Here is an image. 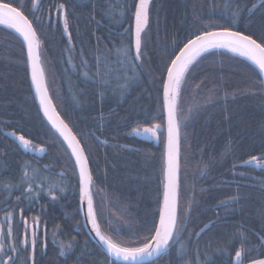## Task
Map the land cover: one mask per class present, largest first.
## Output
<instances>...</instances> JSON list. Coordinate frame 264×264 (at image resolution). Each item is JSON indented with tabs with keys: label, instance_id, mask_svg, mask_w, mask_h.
<instances>
[{
	"label": "trees",
	"instance_id": "16d2710c",
	"mask_svg": "<svg viewBox=\"0 0 264 264\" xmlns=\"http://www.w3.org/2000/svg\"><path fill=\"white\" fill-rule=\"evenodd\" d=\"M10 2L35 21L33 26L42 46L45 82L56 110L82 146L87 149L91 145L90 154H86L89 155L92 195L102 233L124 246H138L149 234L153 221L158 220V204L163 191L164 137L155 146L153 142L139 141L132 131L151 123H164L162 84L157 69L163 68L167 57L174 49L178 51L192 32L208 25L210 16L214 20L213 27L232 25L231 11L226 5L233 0H213L217 5L215 9L209 0H170V4L166 0H150L145 33L148 56L143 72L123 94L113 81L103 96L100 89L82 78L80 53L83 50L89 54L94 70L93 56L98 45L86 38L89 29L94 27L104 34L99 48L115 53L113 45L119 46L121 39L127 41L129 30H134L133 0H37L35 8L32 0ZM60 3L68 9L71 34H78L81 39L80 46L72 53H68L69 45L63 39L66 36L63 23L58 22L57 5ZM86 3L92 4L91 9L85 8ZM109 3L114 5V18L103 13L105 4ZM240 3L246 7L256 3L257 8L253 13L245 11L235 17L234 27L255 37L264 34V14L259 7L262 0H240ZM120 5L128 6L127 14ZM92 13L95 17H103L105 29L97 27L95 21L87 23ZM74 16L86 23L85 29H78ZM22 45L14 30L0 25L1 235L7 233L5 211L15 208L13 226L17 240L25 235L24 220L29 224L36 218L39 237L36 264H119L111 261L84 229L74 160L62 138L46 123L34 100ZM70 56L76 68L66 63ZM111 59L115 60V55ZM186 78L188 83L183 87L178 108L182 127L179 210L183 213L190 200H194L191 219L181 243L147 264H177V251L187 243L189 234L195 241V232L205 224L208 228L198 238L199 245H190L185 259L195 261L199 256L207 264L213 260L215 264H227L234 258L236 248L241 247L240 233L253 242L246 247H253L259 243L255 233L264 225V166H257L256 162V167L241 166L242 161L252 156L264 155V95L257 83L261 77L251 62L227 50H217L199 57L190 66ZM89 83L91 85H86ZM210 92L215 95L208 104ZM190 107L193 111L188 114ZM185 114H188L186 120ZM4 131L23 135L35 150L43 147L45 151L24 154ZM127 146L134 148L131 150ZM33 169H39V175L45 176L51 184L64 186L66 191L60 193L56 187L52 193L57 196L55 200L45 192L38 196L34 192L32 197L16 206V197L22 194L16 185L25 170L32 172ZM231 186L237 188L233 191ZM231 197H237L238 202L231 201ZM222 201H227L229 207H220ZM29 230L28 250L18 245L16 264H31L28 260L31 253ZM61 244L65 245L64 255H60ZM69 244L71 248L67 247ZM226 244H229L227 254L216 251ZM252 257L264 255L257 248L242 256L243 262H250Z\"/></svg>",
	"mask_w": 264,
	"mask_h": 264
},
{
	"label": "snow or ice",
	"instance_id": "6c2138e0",
	"mask_svg": "<svg viewBox=\"0 0 264 264\" xmlns=\"http://www.w3.org/2000/svg\"><path fill=\"white\" fill-rule=\"evenodd\" d=\"M210 5L215 9L217 6L213 0H209ZM33 8L37 6V0H32ZM134 5V30L130 29V36L127 41L121 39L119 46L115 44V53L108 49L99 48V39L97 40L98 49L94 54V70L92 61L88 59V55L83 50L80 53L79 68L81 76L85 81L91 82L94 86L100 89L101 96L111 86L113 81L117 82V90L123 94L124 90L129 88L133 83L137 82L143 72V66L147 62L145 33L149 24L150 18V0H133ZM231 11L232 25L227 27H213L214 20L210 16L209 24L191 33L187 38V42L183 43L182 47L173 50V53L167 57L162 69H157L160 73L159 82L163 88V114L166 117L167 136L165 140V148L162 157V200L158 204V220H154L149 234L141 240L138 246H124L122 243L115 242L109 236L102 233L100 224L98 223L97 211L94 207L93 196L90 191V186L93 184V176L89 170V155L91 145L86 149L82 146V142L73 133V129L61 118L57 113L54 105V98L50 95V89L45 82V69L42 67L41 60V40L38 38L37 30L34 28V20L29 19L22 9L13 6L10 0L0 2V25L8 29H12L22 38V48H26V59L24 60L27 73L30 75V86L34 89L35 95L39 100L40 109L47 117L52 128L62 138L63 143L67 145V149L71 152V157L74 158V170L78 171L79 181V197L81 204L86 203L87 216L86 220L91 224L92 230L99 238V241L106 246L109 256H114L117 259L124 261L140 262L144 257H153L160 254H167L168 250L176 244L181 243L183 234L188 231L187 223L191 219V205L194 200H190L188 207L183 213L179 210V171H180V123L178 120V108L181 92L184 85L188 83L186 73H189L190 66L197 61L204 53L211 50H227L236 56L242 57L250 61L258 69L259 77L264 78V34L255 37L253 34H247L242 30L234 27L235 17L242 15L245 11L253 13L257 8V4L253 3L251 7L241 4L240 0H233V3L226 5ZM124 14L128 12L127 5H120ZM261 13L264 14V0L260 4ZM114 5L109 3L105 6V16L114 18ZM58 22H62L64 33L68 37V53L75 51L73 36L70 31L68 9L64 3L57 5ZM223 15V13H222ZM49 19V23H51ZM115 55L116 59L111 57ZM73 68L77 66L73 64L71 56L66 61ZM67 70V69H66ZM252 79V77H249ZM124 83L120 84L119 81ZM203 83V82H201ZM257 83L260 85L259 91L264 95V79H259ZM200 85H197L199 87ZM215 93L210 92L206 103L211 104ZM59 98V94H57ZM199 107V106H197ZM193 111V108L188 109V114ZM188 114L184 115V119H188ZM163 123H151L144 127L141 131H137L138 135H147L156 137L163 128ZM162 134V133H161ZM19 142L26 151L33 149L30 140L25 139L23 135L17 136L15 132L10 133ZM55 143V138H51ZM99 139V137H97ZM106 143V141H103ZM43 153V147L38 149ZM256 162L257 166H264V155L260 157L252 156L245 164ZM47 167V166H46ZM39 169H33L32 172L25 170L16 187L22 190L21 196L16 197V206L22 200L29 199L33 193L38 196L40 192H45L51 195L53 200L57 199L53 195L56 187H59V192L66 191L64 186L51 184L50 181L42 175H39ZM63 176V173H61ZM39 181V183H37ZM26 185V187H25ZM231 201L238 202L237 197H231ZM7 203V202H6ZM220 207L228 208L229 203L222 201ZM83 210V209H82ZM23 213V209H21ZM14 219L15 208L11 211H5V224L7 233L0 235V264H16V257L19 255L18 245L28 250V221L24 220L25 235L22 239L14 238ZM23 219V215H21ZM31 248L32 251L28 256L31 264L35 262V249L39 240L37 235L36 218L32 224ZM208 228L205 224L199 231L195 232L197 239L192 240L189 234L187 243L182 244L181 249L177 251V264H207V261H201L199 256L195 261L185 259L188 255V247L190 245H199V237ZM0 233H3V226H0ZM258 236L259 243L253 247H246L252 244L243 233H240L241 247L235 251L234 258H230L227 264H243L242 256L247 252L260 250V254L264 255V225L261 231L255 233ZM55 235V233H53ZM231 242H229L230 244ZM226 244L224 248H218L216 251L221 254H227L226 249L229 246ZM8 251L5 252V248ZM71 248L72 245L67 246ZM60 255L65 254V245H60ZM215 264V261H211ZM250 264H264V259L252 257Z\"/></svg>",
	"mask_w": 264,
	"mask_h": 264
},
{
	"label": "bare ground",
	"instance_id": "6f19581e",
	"mask_svg": "<svg viewBox=\"0 0 264 264\" xmlns=\"http://www.w3.org/2000/svg\"><path fill=\"white\" fill-rule=\"evenodd\" d=\"M166 2L168 3V4H170V0H166ZM92 5V4H91ZM91 5H89V4H87L86 3V9H91L90 7H91ZM106 5H108V4H105V6ZM103 13H105V7H104V12ZM103 15V14H102ZM190 20H195V18H189ZM87 20V23H89L88 22V20L90 21V22H96V25H97V27H100V28H106V25L104 24V21H103V17L102 16H100V17H95V15H93V13L92 14H90V16H89V19H86ZM74 21H75V23L77 24V26H78V29L79 28H83V29H85V27H86V23L83 21V20H81V19H79L77 16H74ZM133 25H135V20H134V18H133V20H132V26ZM129 28V26L127 27V29ZM78 35V34H77ZM77 35L76 36H74V35H72L73 36V42H74V46H75V48L76 47H78V46H80V41H81V39L79 38V37H77ZM18 36H19V34H18ZM87 37L86 38H88L89 39V42H94L95 44H97V40L99 39H101L103 36H104V34L102 33V32H99L98 30H97V28H95L94 27V29H92V28H90L89 29V32L87 33V35H86ZM20 37V36H19ZM21 38V37H20ZM63 39L67 42V44H68V37H66V36H63ZM83 40V39H82ZM21 41H22V38H21ZM23 42V41H22ZM41 48H42V46H41ZM41 48H40V52L42 51L41 50ZM24 50H25V48H24ZM221 50H224V49H221ZM211 51H217V50H211ZM210 51V52H211ZM25 55H26V50H25ZM242 58V57H241ZM244 58H242V60H243ZM29 84H30V82H29ZM86 85H91V83H89V84H86ZM30 89H31V87H30ZM32 92V91H31ZM33 94V93H32ZM162 96H163V88H162ZM161 96V97H162ZM34 97V96H33ZM35 100V99H34ZM162 101H163V97H162ZM40 111V110H39ZM57 111V110H56ZM58 112V111H57ZM41 113V112H40ZM58 114H59V112H58ZM42 115V114H41ZM43 116V115H42ZM165 117V116H164ZM163 117V118H164ZM44 118V117H43ZM62 118V117H61ZM45 119V118H44ZM63 119V118H62ZM178 120H179V123H180V132H181V121H180V118H179V113H178ZM45 121H46V119H45ZM46 123H48V122H46ZM49 124V123H48ZM50 125V124H49ZM163 125L165 126V118H164V123H163ZM51 126V125H50ZM164 126H163V129H162V131L159 133V139H160V141H161V137L163 138H165L166 137V131L164 130ZM52 127V126H51ZM144 127H147V126H144ZM143 128V127H142ZM11 132V131H10ZM162 133V134H161ZM181 135V134H180ZM6 136V135H5ZM18 136V135H17ZM6 137H8V136H6ZM9 138V137H8ZM163 138V139H164ZM10 139V138H9ZM26 139V138H25ZM138 139V138H137ZM11 141H13L18 147H19V145L14 141V140H12V139H10ZM139 140V139H138ZM139 141H142V140H139ZM146 142V141H145ZM164 142H165V139H164ZM147 143H152V142H147ZM154 143V142H153ZM127 148L128 149H133L134 147L133 146H127ZM19 149L21 150V148L19 147ZM33 150H34V153L33 154H31V153H25V152H23L22 150V152L24 153V154H29V155H35L36 153L38 154V151L37 150H35L34 148H33ZM73 160H74V158H73ZM255 162H252L251 164H254ZM249 164H245V162L244 161H242V163H241V166H244V167H250V166H248ZM252 167H256V165L254 164V166H252ZM90 170V169H89ZM77 171V170H76ZM77 177H78V175H77ZM179 183H180V181H179ZM232 187V186H231ZM78 188H79V181H78ZM230 188V187H229ZM235 188H237V187H232V190L233 189H235ZM179 191H180V189H179ZM234 191V190H233ZM234 193V192H233ZM91 194H93L92 193V185H91ZM93 196V195H92ZM79 205H80V198H79ZM79 212H80V209H79ZM80 215H81V213H80ZM81 218H82V216H81ZM33 223H29L28 225H29V229H30V226L32 225ZM234 227L236 226L235 225V223H234V225H233ZM42 228V227H41ZM44 231H45V229H43ZM29 235H30V240H31V229L29 230ZM92 241V240H91ZM93 242V241H92ZM94 243V242H93ZM96 244V243H95ZM97 245V244H96ZM98 246V245H97ZM99 247V246H98ZM100 248V247H99ZM101 249V248H100ZM236 249H238V247L236 248ZM102 250V249H101ZM103 251V250H102ZM104 252V251H103ZM243 259V258H242ZM260 259H264V257H261ZM111 261H113V262H115V263H119V264H123V263H120V262H117V261H114V260H112L111 259ZM248 263V262H247ZM246 264V263H245Z\"/></svg>",
	"mask_w": 264,
	"mask_h": 264
},
{
	"label": "water",
	"instance_id": "95a60500",
	"mask_svg": "<svg viewBox=\"0 0 264 264\" xmlns=\"http://www.w3.org/2000/svg\"><path fill=\"white\" fill-rule=\"evenodd\" d=\"M26 50V48H25ZM261 79H264L261 77ZM29 82H30V75H29ZM31 87V86H30ZM31 91L33 93V96H34V99H35V102L41 112V114L43 115V117L46 119V122L49 123L47 117L44 116L43 114V111L40 109V105H39V100L38 98L36 97L35 95V91L33 88H31ZM163 97V96H162ZM58 113V112H57ZM165 118V126H164V130L166 131V136H167V125H166V117ZM50 124V123H49ZM51 125V124H50ZM144 128V127H143ZM134 129L132 131L133 135L138 138L139 140H142V141H146V142H154L153 144L155 146H158L160 144V139H159V133L157 134L156 137H152V136H147V135H138L137 134V131H141L142 132V129ZM163 129V128H162ZM161 129V131H162ZM10 131H6L5 132V135L8 136L10 139L14 140L18 145L19 147L21 148V150L25 153H31L33 154L34 153V150H30V151H26L22 145L19 144V142L15 139V137H13L12 135H10ZM166 140V137L164 138ZM180 162V161H179ZM248 166L252 167L254 166V164H249ZM77 174H78V171H77ZM179 181H180V171H179ZM90 191H91V186H90ZM80 198V197H79ZM79 209H80V213H81V216H82V222H83V226H84V229L87 233V235L89 236V238L94 242V244L96 243L105 253V255H107V257H109L110 259L114 260V261H117V262H120V263H123V264H147V263H151L153 262L154 260H156L157 258H159L162 254L158 255V256H153V257H144L140 262H132V261H124L123 259H117L116 257L114 256H109L108 253H107V249H106V246L103 245L100 241H99V238L95 235V232L92 230V227H91V224L87 222L86 220V216H87V209H86V203L85 204H81V201H80V205H79ZM83 209V210H82ZM32 226V225H31ZM30 226V229H31V235H32V227ZM32 251V250H31ZM246 264H250V262L246 263Z\"/></svg>",
	"mask_w": 264,
	"mask_h": 264
},
{
	"label": "rangeland",
	"instance_id": "374dc122",
	"mask_svg": "<svg viewBox=\"0 0 264 264\" xmlns=\"http://www.w3.org/2000/svg\"><path fill=\"white\" fill-rule=\"evenodd\" d=\"M0 235H1V233H0Z\"/></svg>",
	"mask_w": 264,
	"mask_h": 264
}]
</instances>
